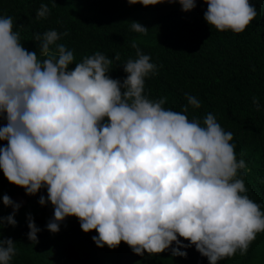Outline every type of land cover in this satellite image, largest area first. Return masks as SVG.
Returning a JSON list of instances; mask_svg holds the SVG:
<instances>
[{
  "label": "clouds",
  "instance_id": "clouds-1",
  "mask_svg": "<svg viewBox=\"0 0 264 264\" xmlns=\"http://www.w3.org/2000/svg\"><path fill=\"white\" fill-rule=\"evenodd\" d=\"M206 2L204 19L219 31L241 33L258 15L250 0ZM179 4L188 11L196 0ZM49 13L42 3L36 18ZM131 29L148 30L136 21ZM61 35L67 32L35 34L46 57L38 59L22 46L12 17L0 16V117L6 120L0 140L7 141L0 169L29 195L46 189L38 200L54 206L46 228L58 232L66 217L76 216L83 231L96 230L99 247L124 241L141 256L169 250L187 257L182 249L194 245L209 264L246 254L264 232V211L247 195L240 172L247 165L236 157L233 133L212 113L190 120L188 105L199 108L200 101L189 93L183 112L164 108L166 97L149 99L145 78L157 74V65L135 41L136 58L123 63L128 75L121 80L108 75L113 59L101 52L69 68L75 57L57 43ZM253 103L261 107L258 98ZM3 204L13 212L0 217V227L15 226L20 203L5 194ZM27 225L29 240L38 242L41 229L31 214ZM16 251L12 238L0 239V264H10Z\"/></svg>",
  "mask_w": 264,
  "mask_h": 264
},
{
  "label": "trees",
  "instance_id": "trees-1",
  "mask_svg": "<svg viewBox=\"0 0 264 264\" xmlns=\"http://www.w3.org/2000/svg\"><path fill=\"white\" fill-rule=\"evenodd\" d=\"M42 3L48 4L46 18H36ZM257 10L255 17L241 33L219 31L204 19L206 0H196V7L184 11L179 0H162L155 5L129 4L128 0H0V16L13 19V30L19 31L22 46L40 56L36 33L55 29L62 43L73 51L75 62L101 52L113 63L108 75L123 79L128 74L123 63L136 58L132 42L148 54L157 65V74L145 78L144 93L149 99L166 97L164 108L183 112L187 105L185 93L195 96L200 107L188 105V118L203 121L206 114L215 115L217 122L233 133L237 159L247 165L243 179L247 195L264 211V0H250ZM54 5V6H53ZM133 21L148 28L146 33L131 29ZM54 48V46H51ZM119 55V60L114 57ZM258 98L261 107L253 103ZM6 125L4 119L0 126ZM7 141L0 140V146ZM19 196L26 204L14 216L15 226L0 227V239L16 242V255L10 264H209L206 256L193 245L187 257L172 256L169 250L144 255L134 253L121 241L115 248L99 247L92 240L95 229L85 232L76 216H68L58 232L46 224L53 216L46 189L29 195L24 187L9 182L0 169V217L11 213L3 204V196ZM31 214L41 231L38 242L29 240L27 217ZM184 243L188 241L178 237ZM174 243V242H173ZM218 264H264V232L258 233L244 255L239 252L225 257Z\"/></svg>",
  "mask_w": 264,
  "mask_h": 264
},
{
  "label": "rangeland",
  "instance_id": "rangeland-1",
  "mask_svg": "<svg viewBox=\"0 0 264 264\" xmlns=\"http://www.w3.org/2000/svg\"><path fill=\"white\" fill-rule=\"evenodd\" d=\"M3 120L4 119L2 117H0V124H2ZM11 199L13 201L17 202V203H20V205H21L19 210L15 213V216H16L19 213V211L21 210V208H23L25 206L26 201L23 198L19 197V196H15V197H13ZM10 210H11V213H12L13 212V208L11 206H10Z\"/></svg>",
  "mask_w": 264,
  "mask_h": 264
}]
</instances>
